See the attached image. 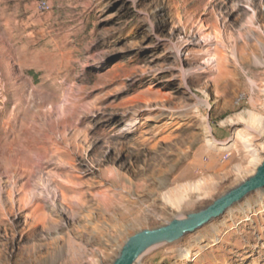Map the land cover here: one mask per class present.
<instances>
[{"label": "rangeland", "instance_id": "1", "mask_svg": "<svg viewBox=\"0 0 264 264\" xmlns=\"http://www.w3.org/2000/svg\"><path fill=\"white\" fill-rule=\"evenodd\" d=\"M39 1L0 0V264H113L256 174L264 0ZM263 206L138 264H264Z\"/></svg>", "mask_w": 264, "mask_h": 264}, {"label": "water", "instance_id": "2", "mask_svg": "<svg viewBox=\"0 0 264 264\" xmlns=\"http://www.w3.org/2000/svg\"><path fill=\"white\" fill-rule=\"evenodd\" d=\"M262 191H264V162L254 176L218 198L205 209L189 214L184 219H174L163 227L145 230L131 237L113 264H138L152 249L160 245L180 242L185 237L220 220L248 197Z\"/></svg>", "mask_w": 264, "mask_h": 264}, {"label": "bare ground", "instance_id": "3", "mask_svg": "<svg viewBox=\"0 0 264 264\" xmlns=\"http://www.w3.org/2000/svg\"><path fill=\"white\" fill-rule=\"evenodd\" d=\"M253 120V119H252ZM256 120V119H255ZM254 121V120H253ZM256 122V121H255ZM220 149V148H219ZM222 149V148H221ZM264 192V191H263ZM176 199V198H175ZM263 200V199H262ZM263 208H264V206H263ZM229 216L231 217L232 215H231V212L229 213ZM220 241V237H218V238H214L213 239V243L214 244H217L218 242ZM198 254V253H197ZM197 254H194V256H196ZM193 257V255H192V253L191 252H186L185 254H184V256H183V259H185V260H187L188 261V259H191ZM185 260H183V261H185ZM189 262V261H188Z\"/></svg>", "mask_w": 264, "mask_h": 264}, {"label": "built area", "instance_id": "4", "mask_svg": "<svg viewBox=\"0 0 264 264\" xmlns=\"http://www.w3.org/2000/svg\"><path fill=\"white\" fill-rule=\"evenodd\" d=\"M38 9L42 12V13H46L50 10V5L48 2H46L45 0H40L38 2Z\"/></svg>", "mask_w": 264, "mask_h": 264}]
</instances>
